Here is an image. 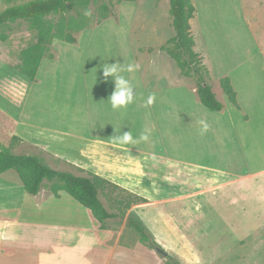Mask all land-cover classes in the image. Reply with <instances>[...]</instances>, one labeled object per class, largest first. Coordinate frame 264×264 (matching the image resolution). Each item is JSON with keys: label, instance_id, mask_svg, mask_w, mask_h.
I'll list each match as a JSON object with an SVG mask.
<instances>
[{"label": "rangeland", "instance_id": "1", "mask_svg": "<svg viewBox=\"0 0 264 264\" xmlns=\"http://www.w3.org/2000/svg\"><path fill=\"white\" fill-rule=\"evenodd\" d=\"M91 2L89 11L94 13L96 5ZM100 2L112 8L113 16L78 33L75 45L52 41L48 54L53 56L49 60L56 59L55 63L45 66L41 75L43 83L33 86L21 102L5 94L3 82L7 83L5 79L10 76L12 82L24 79L17 70L20 53L36 42L35 34L25 22L11 24L3 30L8 38L0 42V144L10 146L12 153L37 156L55 170L75 173L68 165L44 156L42 150L21 140H9L10 116L16 122L21 120L33 126L89 133L83 129L85 123L98 125L103 116L115 115L110 104L101 100L107 97L101 95V82L110 89L112 80L104 78V64L120 63L124 67L141 55L137 61L147 65L141 63L139 72L150 75L154 71L167 72V85L175 80L178 69L168 56L160 54L161 47L174 35L170 0L122 3L97 0ZM192 3L195 16L190 25L195 51L208 71V84L217 100L229 105L219 79L229 78V73L235 72L236 62L264 54V0H192ZM6 6L0 0V12ZM73 13L71 10L69 14ZM249 67L256 71L259 64L251 63ZM190 79L195 87V79ZM26 83L30 85L29 81ZM230 121L236 123L238 132L240 121ZM258 147L252 153L262 151L264 155V137ZM236 162L240 166L235 172L240 175L264 170V158L252 160L246 167L241 159L237 158ZM7 175L16 177L13 171ZM48 186L43 184L47 192ZM108 196L113 200L125 194L111 191ZM101 201L108 212H118L113 202L102 196ZM205 201L200 202L201 206L186 208L160 209L146 205L134 209L132 205L123 217L106 223L108 234L102 238L100 252L93 253V261L95 264H264V174L236 179L233 186L216 190ZM129 220L142 223L168 255L163 257L155 248L142 243L127 226ZM98 226L95 220L89 228L99 231Z\"/></svg>", "mask_w": 264, "mask_h": 264}, {"label": "crops", "instance_id": "2", "mask_svg": "<svg viewBox=\"0 0 264 264\" xmlns=\"http://www.w3.org/2000/svg\"><path fill=\"white\" fill-rule=\"evenodd\" d=\"M163 52L160 54L167 56ZM138 57L142 56H136L132 63L140 66L144 61L138 62ZM55 60L43 58L34 81L24 78L12 82V76L5 79V94L24 101L29 90L42 82L45 66ZM251 63L259 64L256 71L249 67ZM234 66L229 79L240 110L229 102L219 112L202 106L196 86L180 74L177 66L170 85L167 72L150 75L136 70L121 73L134 88L133 102L113 110L115 115L111 117L103 116L98 125L85 123L83 129L89 133L33 126L10 116L9 140L17 137L59 164L90 172L148 201L134 205V209L146 205L160 209L201 206L209 194L233 186L236 179L264 174V170L246 175L235 172L240 166L237 158L243 167L264 158L262 151L252 153L264 137V54ZM100 89L102 96L107 94L101 100L110 104L108 99L115 91L113 79L110 89L102 82ZM151 95L155 100L148 105ZM230 119L240 121L238 132ZM200 120L209 126L204 134ZM145 129L149 133L147 141L122 144L116 140L127 132L138 138ZM6 174L0 176V264H95L93 253L100 252L108 231L89 228L95 224L90 211L63 191L58 198L43 188L38 195L30 196L17 176Z\"/></svg>", "mask_w": 264, "mask_h": 264}, {"label": "trees", "instance_id": "3", "mask_svg": "<svg viewBox=\"0 0 264 264\" xmlns=\"http://www.w3.org/2000/svg\"><path fill=\"white\" fill-rule=\"evenodd\" d=\"M115 1L122 3L135 0ZM4 2L7 6L0 12V42H5L8 38L3 30L17 22H25L29 31L35 34L36 42L21 51L20 63L17 67L21 76L29 81L35 80L43 58H53L48 54L52 41L75 45L78 33L92 24H100L114 14L112 8L105 2L97 3V0H4ZM90 2L96 5L94 13L89 11ZM71 10L74 11L73 14H69ZM169 12L174 35L161 47V50L173 60L181 75L195 79L196 93L201 105L210 111H222L224 105L212 92L207 80L208 71L201 56L194 50L195 41L190 26V20L195 16L192 0H170ZM219 86L228 102L240 110L230 79L227 76L220 78ZM11 141H19V138L12 137ZM68 166L75 173L55 170L44 164L37 156L14 154L10 146L5 147L0 144V176L13 171L26 194L30 196L38 195L44 183L49 185V192L55 198L59 197V192H65L90 211L99 224V230H109L106 223L119 216L123 217L132 205L148 202L97 175L72 165ZM111 191L122 192L125 196L111 200L108 196ZM101 196L107 202H113L114 208L118 209L119 213L108 212L101 201ZM127 226L139 236L142 243L152 248L158 247L153 236L142 223L129 220ZM173 264L178 263L173 262Z\"/></svg>", "mask_w": 264, "mask_h": 264}, {"label": "clouds", "instance_id": "4", "mask_svg": "<svg viewBox=\"0 0 264 264\" xmlns=\"http://www.w3.org/2000/svg\"><path fill=\"white\" fill-rule=\"evenodd\" d=\"M139 69L138 64H128L127 66L121 67L120 63L115 64H104L102 67L103 76L105 79L111 77L115 83V91L110 95L108 102L110 103L113 110L126 107L131 104L134 99V88L130 84L129 80L122 75L123 72L132 73ZM155 100V96L151 95L148 97L147 104L151 105ZM201 128V134L208 131V124L204 120L198 121ZM149 139L148 130L144 132L138 138H133L131 132L120 134L116 136V140L119 143H139L140 141H147Z\"/></svg>", "mask_w": 264, "mask_h": 264}, {"label": "water", "instance_id": "5", "mask_svg": "<svg viewBox=\"0 0 264 264\" xmlns=\"http://www.w3.org/2000/svg\"><path fill=\"white\" fill-rule=\"evenodd\" d=\"M156 251L161 254L163 257H166L168 255V253H166L164 250H162L161 248L157 247L155 248Z\"/></svg>", "mask_w": 264, "mask_h": 264}]
</instances>
